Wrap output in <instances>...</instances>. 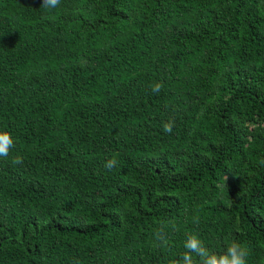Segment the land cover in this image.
I'll list each match as a JSON object with an SVG mask.
<instances>
[{"label":"trees","instance_id":"obj_1","mask_svg":"<svg viewBox=\"0 0 264 264\" xmlns=\"http://www.w3.org/2000/svg\"><path fill=\"white\" fill-rule=\"evenodd\" d=\"M41 2L0 0V264H264V0Z\"/></svg>","mask_w":264,"mask_h":264},{"label":"clouds","instance_id":"obj_2","mask_svg":"<svg viewBox=\"0 0 264 264\" xmlns=\"http://www.w3.org/2000/svg\"><path fill=\"white\" fill-rule=\"evenodd\" d=\"M60 5V0H42L41 6L47 9H54ZM163 88V84L156 82L151 86L153 93H159ZM175 122L169 120L163 124V131L171 133ZM15 147L14 140L10 133L0 132V157L7 158L11 149ZM23 158L17 156L13 163L22 164ZM117 161L110 159L105 163V168L111 170L115 167ZM156 240L161 245H167V235L163 233L162 229H158L155 233ZM185 251L181 254L179 260H174L171 264H247V257L249 255L248 249L245 245L238 241H231L221 254H215L203 244V242L196 235H188L184 245Z\"/></svg>","mask_w":264,"mask_h":264}]
</instances>
